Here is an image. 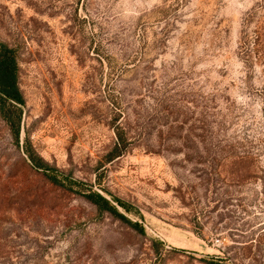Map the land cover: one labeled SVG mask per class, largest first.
Wrapping results in <instances>:
<instances>
[{
    "label": "rangeland",
    "instance_id": "rangeland-1",
    "mask_svg": "<svg viewBox=\"0 0 264 264\" xmlns=\"http://www.w3.org/2000/svg\"><path fill=\"white\" fill-rule=\"evenodd\" d=\"M0 39L25 98L19 144L0 115V264H264V0H0Z\"/></svg>",
    "mask_w": 264,
    "mask_h": 264
},
{
    "label": "trees",
    "instance_id": "trees-1",
    "mask_svg": "<svg viewBox=\"0 0 264 264\" xmlns=\"http://www.w3.org/2000/svg\"><path fill=\"white\" fill-rule=\"evenodd\" d=\"M25 102L23 92L19 85V62L15 47L0 39V115L6 121L11 136L19 144L22 105ZM117 139L108 152L107 159L111 160L121 154L126 147V138L123 131L116 125ZM24 150L31 164L37 169L42 170L47 180L54 184L66 186L70 189L78 186L76 191L81 193L82 197L90 204L101 211L107 212L120 218L132 228L144 232V226L138 219H132L125 212L119 209V206L125 210H130V205L123 199L112 196L109 197L102 191L96 189L93 184L72 177L57 167L50 165L41 158L30 147L29 141H25ZM201 259L207 264H235L227 256H204Z\"/></svg>",
    "mask_w": 264,
    "mask_h": 264
}]
</instances>
